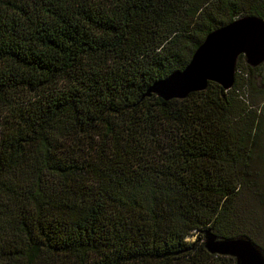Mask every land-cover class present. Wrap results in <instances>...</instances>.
Masks as SVG:
<instances>
[{"label":"trees","instance_id":"16d2710c","mask_svg":"<svg viewBox=\"0 0 264 264\" xmlns=\"http://www.w3.org/2000/svg\"><path fill=\"white\" fill-rule=\"evenodd\" d=\"M247 17L264 0H0V264H235L207 232L264 256L259 68L149 93Z\"/></svg>","mask_w":264,"mask_h":264},{"label":"water","instance_id":"95a60500","mask_svg":"<svg viewBox=\"0 0 264 264\" xmlns=\"http://www.w3.org/2000/svg\"><path fill=\"white\" fill-rule=\"evenodd\" d=\"M239 56L251 68L264 62V20L242 18L210 33L182 71L154 83L149 93L169 101L203 91L209 82L229 90L234 84ZM204 247L210 254L233 258L235 264H264L261 251L246 239L218 240L207 232Z\"/></svg>","mask_w":264,"mask_h":264},{"label":"rangeland","instance_id":"374dc122","mask_svg":"<svg viewBox=\"0 0 264 264\" xmlns=\"http://www.w3.org/2000/svg\"><path fill=\"white\" fill-rule=\"evenodd\" d=\"M236 63L240 64L239 75L240 78L246 79L247 70H246V62L245 59L237 60ZM256 68H259V71L255 73V76H252V83L249 87H244L246 99L251 102V104L255 107L258 115L262 116V122L264 125V62L261 63ZM236 75V71H235ZM235 78V76H234ZM264 167V163H263ZM264 182V180H263ZM195 236L189 237V241H193Z\"/></svg>","mask_w":264,"mask_h":264}]
</instances>
